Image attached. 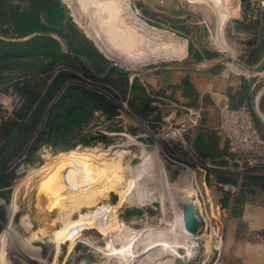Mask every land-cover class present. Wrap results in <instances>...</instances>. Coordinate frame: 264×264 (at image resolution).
Instances as JSON below:
<instances>
[{
	"label": "rangeland",
	"instance_id": "obj_1",
	"mask_svg": "<svg viewBox=\"0 0 264 264\" xmlns=\"http://www.w3.org/2000/svg\"><path fill=\"white\" fill-rule=\"evenodd\" d=\"M65 1L70 5L72 19L80 18V23L84 24L80 26L94 42L100 40L106 46L113 45L106 54L103 52L111 62L138 70L137 75L151 91L153 111L147 118L138 114L126 98L104 81V77L97 75L103 72L95 71L89 64L90 75L74 71L66 81H78L102 90L117 106V114L110 117L96 110L85 127V131L92 134H107L110 143L107 147L96 141L95 146L79 144L67 156L41 148L38 154L42 161L45 160L41 166L29 163V159L21 154L7 163V168L12 169L16 177L9 185L7 196H0V264H154L161 255L164 256L162 260L166 259L159 249H168L176 242L168 241L164 230L171 227L166 230L180 231L176 213L178 209L182 213V204L186 200L195 205L200 220L196 232L201 239L194 246L181 247L185 251L181 256L186 264H218L228 252L226 242L231 237L229 231L232 233L235 218L231 210L237 205L236 199L242 195L248 197L255 190L264 195V143L256 156L236 152L229 147L225 135L213 126L211 133L218 140L217 148L226 145L229 153L215 151L212 158L195 149L196 134L204 126L202 114L209 106L202 99L195 106L192 96L183 95V88L179 86L167 88L164 94L157 92L170 69L166 68L165 74L160 71L162 69L151 68L171 62L196 63V67H200L208 59L214 62L210 69L217 68L231 76L244 75L253 83L247 105L252 115L255 113L264 124V111L259 106L264 92V61H261L264 53L257 62H246L253 36L236 27V20L243 16V0L233 2V6H237L231 18L233 51L218 45L216 16L205 3L128 0L139 18L147 22L144 16L158 22V26L147 23L180 38L185 44V53L179 57L158 56L137 65H128L115 56V49L121 50L124 45L115 40L122 36L120 27L114 31V37L106 36L107 43L99 30L101 25L93 21L91 13L79 7L78 0ZM182 21L187 25L185 29L180 26ZM177 32H187L196 49H208L218 54L197 62L188 54V39ZM142 43L141 50L146 51L155 45L146 39ZM132 48L134 52L136 46ZM229 60L233 61L234 67ZM202 66L206 67L205 64ZM176 68L179 69H173L175 71L171 72L170 78L166 76V80L177 82L180 74L183 76L195 70V67ZM18 100L14 92H0L4 109L11 111ZM178 180L181 182L176 184ZM188 183L193 188L187 186ZM173 191L177 200L171 197ZM119 192L122 193L120 203ZM48 194L53 196V201L44 199ZM138 208L142 210L140 214L135 211ZM155 227L158 229L154 231ZM153 247H158V252ZM178 248L180 246L174 248L176 252L168 255L164 264L172 263L179 254ZM27 250L37 254L36 262L25 258ZM130 254L133 255L129 259Z\"/></svg>",
	"mask_w": 264,
	"mask_h": 264
},
{
	"label": "trees",
	"instance_id": "obj_2",
	"mask_svg": "<svg viewBox=\"0 0 264 264\" xmlns=\"http://www.w3.org/2000/svg\"><path fill=\"white\" fill-rule=\"evenodd\" d=\"M243 4V16L236 20V27L253 36L246 59V62L253 63L264 53V14L249 18L248 0H243ZM143 18L150 24L160 25ZM180 26L185 29L187 25L182 21ZM177 33L188 39V54L194 60L218 54L208 49H196L187 32ZM0 35V91L14 92L19 98L10 115L0 116V196L6 197L9 185L16 177V173L7 168L11 159L21 154L29 159V163L41 166L45 160L42 161L38 151L43 146H50L53 153L60 156H67L79 144L95 146L99 142L107 147L110 143L107 134H92L86 132L85 127L96 110L110 117L117 114V106L102 90L78 81H66L74 71L91 74L84 60L74 53L84 57L97 72H104L111 61L58 0H0ZM103 79L126 98L138 114L147 118L152 113L151 91L138 75L130 79L127 72L114 67ZM181 83L193 97L192 85L186 79ZM246 83V78H243L244 89L248 87ZM179 85L169 83L156 91L164 94L167 88ZM192 104H195L194 99ZM259 106L264 111V92ZM3 111L4 106L0 102V114ZM252 116L256 128L264 136L263 122L255 113ZM193 146L212 158L215 151L229 153L226 145L217 148L211 135L201 130L196 134ZM119 195L118 203L122 201V193ZM135 211L137 214L142 212L140 208ZM24 254L29 262H36L37 254L33 255L32 250Z\"/></svg>",
	"mask_w": 264,
	"mask_h": 264
},
{
	"label": "crops",
	"instance_id": "obj_3",
	"mask_svg": "<svg viewBox=\"0 0 264 264\" xmlns=\"http://www.w3.org/2000/svg\"><path fill=\"white\" fill-rule=\"evenodd\" d=\"M14 1L17 2L18 0ZM193 1L205 3L213 10L216 16V41L221 48L233 51L231 18L237 9L236 5L233 6L234 0ZM78 5L83 8V11L91 13L93 21L101 25L99 30L107 43V35L114 37V31L118 30L119 27L122 29V36L119 37L120 39L115 38V40L124 42V45L121 50L115 49V56L128 65H137L146 59L154 60L158 56L179 57L185 53L183 40L173 37L169 32L151 26L139 18L132 11L128 0H78ZM75 22L80 25L77 18ZM0 37L2 36L0 35ZM143 39L154 42L155 45L148 51L141 50ZM101 44L106 53L113 46L107 44L108 47L102 42ZM160 44L164 45L160 46ZM134 46H136V50L133 52L132 47ZM212 61L214 60L212 59ZM213 63L209 62L208 59L204 60L202 65L205 64L206 67L200 65V67H195V70L183 74V76L180 74L181 77L179 76L177 82L166 80V76L170 78L171 72L175 71L173 69L179 68H168L170 69L168 74L164 71L166 68H163L160 71L165 72L166 76L164 84L160 83L159 87H164L169 83H180L179 87L183 88L182 94L191 96L186 92L187 88L184 84L181 83L182 79H186L192 85V90L195 91L193 93L194 98L192 97L195 102L194 105L197 106V102L202 99V102L209 106L208 111H203L201 121L204 126L200 130L210 134L213 142L217 144L218 140L213 138L211 129L214 126L217 131L221 132L218 128L219 105L222 103L248 104L252 80L244 75L231 76L230 73L216 70L217 68L210 69ZM228 63L234 67L233 61L229 60ZM243 78H246L248 83H246L248 85L246 89L242 87ZM260 193L262 192L255 190L248 197L242 195L236 199L237 205L232 206L231 210L233 218H235L232 221V233L229 231L231 237L229 236L226 242L229 245L228 252L218 264H264V198H261L264 195Z\"/></svg>",
	"mask_w": 264,
	"mask_h": 264
},
{
	"label": "built area",
	"instance_id": "obj_4",
	"mask_svg": "<svg viewBox=\"0 0 264 264\" xmlns=\"http://www.w3.org/2000/svg\"><path fill=\"white\" fill-rule=\"evenodd\" d=\"M248 3L249 18L254 19L264 14V0H248ZM13 109L11 111L4 109L0 116L5 118L12 113ZM218 118V128L225 135L231 149L249 153L252 156L260 153L259 148L264 143V136L256 128L251 109L247 104L222 103L218 107Z\"/></svg>",
	"mask_w": 264,
	"mask_h": 264
},
{
	"label": "water",
	"instance_id": "obj_5",
	"mask_svg": "<svg viewBox=\"0 0 264 264\" xmlns=\"http://www.w3.org/2000/svg\"><path fill=\"white\" fill-rule=\"evenodd\" d=\"M58 1L60 2V5L67 12H70V5L68 4V2H66L65 0H58ZM84 32L86 33V35H88V37H90L89 34L85 30H84ZM94 43H95V45H97L96 42H94ZM97 47L99 48L98 45H97ZM99 50L102 51L100 48H99ZM66 51L68 53H71L70 50H68L67 48H66ZM74 55L80 57L82 60H84V62L86 64H88L86 62V60L84 59V57H82L81 55H78L75 53H74ZM261 61H264V59H262ZM195 64L196 63L171 62V63H165L162 65L154 66L153 68H151V70H158V69L170 68V67H190V68H193V67H196ZM114 67L118 68L119 70L127 72L129 74L130 79H132V77L134 75L138 74L137 69L132 68V67H128V66H123V65L119 64L118 62L113 61L107 66L106 70L102 74L97 73V75H99L101 77H105L111 71V69ZM135 160H138V157L136 158V156H135ZM181 217H182V223H183L184 228L186 230L192 232V233H195L198 229L199 224H200V220L197 216L195 205L192 201L186 200L182 204V215H181ZM177 250H178L179 254L174 257L171 264H186L184 257L181 256V255H184L185 251H183L181 247L178 248Z\"/></svg>",
	"mask_w": 264,
	"mask_h": 264
},
{
	"label": "bare ground",
	"instance_id": "obj_6",
	"mask_svg": "<svg viewBox=\"0 0 264 264\" xmlns=\"http://www.w3.org/2000/svg\"><path fill=\"white\" fill-rule=\"evenodd\" d=\"M79 14V13H78ZM82 14V13H81ZM77 20L79 21V23L81 22V20H80V18L79 17H77ZM85 20V19H84ZM83 21V20H82ZM85 22V21H84ZM80 25L81 26H83L81 23H80ZM86 25V24H85ZM85 27V26H84ZM89 27V26H88ZM87 28V27H86ZM90 33V32H89ZM97 40V39H96ZM96 42V41H95ZM96 44L99 46V48L106 54V52H105V50H104V48H103V46H102V44H101V42L98 40L97 42H96ZM119 61V60H118ZM42 149H49V150H51V147L50 146H43L42 147ZM106 155H108V154H106ZM105 155V156H106ZM102 161V160H101ZM103 162V161H102ZM187 172H188V170H187ZM190 174V173H189ZM105 175V174H104ZM118 177V176H117ZM179 178V177H178ZM185 179V178H184ZM167 182V181H166ZM171 182V181H170ZM179 182H181V180H178V181H176V184L177 183H179ZM166 184V183H165ZM167 184H169V183H167ZM173 185H174V183H173ZM190 185V187L191 188H193V186H192V184H190V183H188L187 184V186H189ZM180 186V185H179ZM173 188H174V186H173ZM170 189V188H169ZM168 189V190H169ZM175 189V188H174ZM167 190V191H168ZM175 191H176V189H175ZM175 191H173V193H172V198H173V200H177L178 198H177V194H176V192ZM51 192V191H50ZM50 194V193H49ZM49 194H48V197H46V198H44L46 201H53L54 199H53V196H51V197H49ZM56 194V193H55ZM75 195V194H74ZM169 195V194H168ZM182 196V195H181ZM170 197V198H171ZM181 198V197H180ZM170 200V199H169ZM172 200V201H173ZM50 204L52 205V202H50ZM54 204V203H53ZM176 204V203H175ZM47 205H48V203H47ZM172 206V205H171ZM55 207H57V206H55ZM162 207H163V205H162ZM58 208V207H57ZM172 208V207H171ZM163 209V208H162ZM170 210V209H169ZM164 211V210H163ZM162 211V213H164ZM167 211V210H166ZM172 212V211H171ZM174 212V211H173ZM172 212V213H173ZM176 213V211L174 212V214ZM177 217H178V220H179V229H180V231L179 232H176L174 229L173 230H170V231H167L166 229H171V227L170 228H166L165 230L168 232V234H166L167 232L164 230V232H165V235H166V238H168L167 240L168 241H175L176 240V242H174V243H171V242H169V245H171V246H169L168 245V243H167V245L169 246V248L167 249V247L166 246H164V247H166L165 248V250L163 251L162 249H159L160 251L159 252H162V254L164 253V255H166V259H168L169 257H168V255H170L171 253H173L175 250H176V248L178 247V246H180V247H184L185 249L187 248V247H191V246H194V245H196L197 244V242L201 239V237H200V234H198L197 232H195V233H192V232H190V231H188V230H186L185 228H184V226H183V223H182V217H181V215H182V213L179 211V209L177 210ZM176 217V218H177ZM174 218H175V216H174ZM176 224V223H175ZM172 226H174V221H173V224H172ZM176 226V225H175ZM175 228V227H174ZM156 229H158L157 227H155L154 228V231L156 230ZM142 230V229H141ZM151 231V233H152V229H150ZM160 230V229H159ZM116 231V230H115ZM153 231V232H154ZM158 231V230H157ZM147 233H149L148 231H147ZM147 233H144V234H147ZM150 233V234H151ZM123 234V233H122ZM125 234V233H124ZM106 235V234H105ZM136 235H137V233H136ZM160 235V234H159ZM164 235V234H163ZM125 236V235H124ZM134 236V235H133ZM155 236V235H154ZM156 237V236H155ZM159 237H162L161 235L159 236ZM112 238H114V237H112ZM133 238V237H132ZM135 238V237H134ZM133 238V239H134ZM142 238V237H141ZM158 238V237H157ZM166 238H162V239H166ZM156 239V238H155ZM161 239V238H160ZM81 240V239H80ZM84 240V239H83ZM130 240H132V239H130ZM152 240V239H151ZM157 240H159V239H157ZM133 242H134V240H133ZM132 242V243H133ZM158 241H156V243H157ZM167 242V241H166ZM165 242V243H166ZM102 243V242H101ZM159 243V242H158ZM171 243V244H170ZM154 244V243H153ZM160 244H163V242L162 243H160ZM132 245V244H131ZM150 245H152V243L151 244H149L148 246H150ZM157 245V244H156ZM165 245V244H164ZM154 246V245H153ZM157 246H159V245H157ZM152 247V246H151ZM160 247V246H159ZM163 247V246H162ZM172 247H174L175 248V250H174V248H172ZM130 248V247H129ZM133 248H135V246H133ZM154 249H155V247H153ZM158 248V247H157ZM156 248V249H157ZM147 249H149V248H147ZM147 249H145V250H147ZM155 249V250H156ZM144 250V249H143ZM155 250H154V252H155ZM111 251H113V250H111ZM157 251V250H156ZM165 251H166V253H165ZM139 252H141V251H139ZM154 252H153V254H154ZM158 252V251H157ZM176 252V251H175ZM138 254V253H137ZM142 254V253H141ZM152 254V255H153ZM109 255H112L111 253H109ZM116 255V254H115ZM118 255V254H117ZM131 255H133V254H130V256H129V259H130V257H131ZM135 255L136 254H134V258H135ZM150 256V257H153V256ZM155 255V254H154ZM114 256V255H113ZM119 256V255H118ZM147 256L149 257V255H148V253H147ZM161 257H164V256H162L161 255ZM160 257V259H158L157 258V262H155L154 264H164V261L166 260V259H164V260H162V258ZM110 258V257H109ZM108 259V258H107ZM124 259V258H123ZM133 259V258H132ZM141 259H142V257H141ZM151 259V258H150ZM134 260H137V259H134ZM140 260V259H139ZM149 260V259H148ZM124 261V260H123ZM125 262V261H124ZM127 262V261H126ZM143 262V261H142ZM123 263V262H122ZM138 263V262H137ZM102 264H103V262H102ZM136 264V263H135ZM143 264H145L144 262H143Z\"/></svg>",
	"mask_w": 264,
	"mask_h": 264
}]
</instances>
